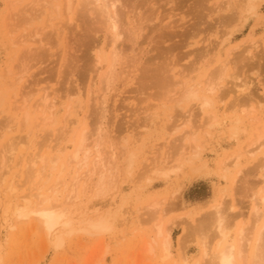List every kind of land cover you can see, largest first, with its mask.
Wrapping results in <instances>:
<instances>
[{
  "label": "rangeland",
  "instance_id": "rangeland-1",
  "mask_svg": "<svg viewBox=\"0 0 264 264\" xmlns=\"http://www.w3.org/2000/svg\"><path fill=\"white\" fill-rule=\"evenodd\" d=\"M121 1L114 45L81 0H0V264H202L231 244L236 264H251L255 209L264 216V0ZM98 130L113 154L96 167L101 184L71 159ZM42 157L52 174L36 184ZM45 196L70 226L48 233L18 216L15 205Z\"/></svg>",
  "mask_w": 264,
  "mask_h": 264
},
{
  "label": "bare ground",
  "instance_id": "bare-ground-1",
  "mask_svg": "<svg viewBox=\"0 0 264 264\" xmlns=\"http://www.w3.org/2000/svg\"><path fill=\"white\" fill-rule=\"evenodd\" d=\"M245 1V0H244ZM246 1H251V0H246ZM124 2V1H123ZM67 3H68V10H71V7H72V0H67ZM156 5V4H155ZM118 7H123V5H122V1L121 0H81V10L83 11V13H84V15H90V14H96V17H98L99 19H100V22L102 23V25H104V27L106 28V30H108V31H111L112 33H113V38H116V39H114L115 41H114V45L116 44V40H118L119 38H120V36H121V33H120V31H119V12H118ZM121 15V14H120ZM92 17V16H91ZM232 18H235V16H233ZM114 52V51H113ZM99 54H100V52H98L97 53V56L96 57H98L99 56ZM112 57H111V59H112V62H111V65L109 66V70L107 71V73H106V76H105V78H110V77H112V75L114 74V70H115V63H116V57L118 56L117 55V53H116V51L114 52V53H112ZM104 57V56H103ZM102 55H101V57L99 56L98 57V59L96 60L97 62H98V64L100 65V63L102 62ZM103 61H104V59H103ZM228 62V61H227ZM226 64V63H225ZM224 67V66H223ZM222 67V68H223ZM217 68V67H216ZM162 70H163V68H161ZM218 69H219V67H218ZM217 69V70H218ZM214 70V69H213ZM219 72H214L215 74H217L216 76L218 77V79H220V77L222 78L223 76V73L224 72H221V69L220 70H218ZM224 71V70H223ZM161 72V71H160ZM162 73H163V71H162ZM162 73H160V74H162ZM213 73V74H214ZM219 73V74H218ZM212 74V75H213ZM214 74V75H215ZM211 75V76H212ZM214 75L212 76L213 78H214ZM162 76V75H161ZM184 76V75H183ZM210 76V79L208 80V78H207V80L209 81V86H211V87H209L207 84V86H208V88H207V90L209 91L210 89L212 90V89H215V87H216V85H215V82L213 81V78ZM216 76H215V78H216ZM225 76V75H224ZM163 77V76H162ZM214 78V79H215ZM224 78V77H223ZM222 78V79H223ZM162 79V78H161ZM160 79V80H161ZM164 79V78H163ZM163 79H162V81H163ZM106 80V79H105ZM159 80V81H160ZM110 81H111V79H110ZM158 81V82H159ZM106 82H108L109 83V79L106 81ZM185 83V82H184ZM184 83H182V85H184ZM218 83V82H217ZM187 84V83H186ZM186 84L184 85V86H186ZM200 85V84H199ZM215 85V86H214ZM192 86V85H191ZM190 86V88L189 89H187L186 90V87H185V89H184V87L181 89V90H184V91H182L183 93L185 92L186 93V95L188 96V98H190V96H192L193 98H194V96H196V92H197V89L195 90L193 87H191ZM206 86V87H207ZM205 87V88H206ZM210 88V89H209ZM213 92V91H212ZM206 93H207V91H206ZM211 93V92H210ZM185 95V94H184ZM199 95V94H198ZM199 97V96H198ZM46 98V99H45ZM197 98V97H196ZM204 98H206V97H203L202 98V100L204 99ZM44 101H46L47 102V100H48V96L47 97H44ZM197 99H199V98H197ZM208 100V99H207ZM207 100H203V101H207ZM207 102H209V101H207ZM206 102V103H207ZM211 102V101H210ZM205 102L204 103H202V104H200V105H202L201 106V108L203 107V105L205 106V104H206ZM212 103V102H211ZM213 104V103H212ZM206 107L207 106H205V109H206ZM203 109V108H202ZM204 110V109H203ZM211 115V114H210ZM210 117H212V119L214 118L213 117V115L212 116H208V118H210ZM212 119H211V121H212ZM206 121H208V120H206ZM210 122V121H209ZM208 122V123H209ZM207 123V124H208ZM188 132V131H187ZM191 133H192V131H191ZM87 131H84V132H82V134H81V136H80V139H79V145H78V147H77V149H76V152H75V154L71 157V159L72 160H74V162L75 163H77L78 165H79V170H82V169H85V168H87V171L89 172V175H93L96 171H100V173H101V181H100V184H101V182H103V179H104V177L106 176V172H102L100 169L99 170H97V165L99 164V163H104V165H106V164H110L112 161L110 160V156L112 157L113 156V154L110 152V150H109V152L111 153L110 154V156H107V157H105V156H102V154H101V152H100V140H99V142L98 141H96L95 139H94V136L95 135H99V134H101L100 132H99V130L98 131H93L89 136H90V138H92L93 137V141L90 143V144H88L87 143V141H88V137H87ZM193 135H195L194 133H192ZM191 134V135H192ZM99 137H100V135H99ZM103 137V136H102ZM100 139V138H99ZM197 140V139H196ZM16 143V142H15ZM102 144H104L103 142H102ZM254 143H252L251 145H253ZM11 146H10V148H11V151H15V149L17 148V146L15 147L14 146V143L12 142L11 144H10ZM64 147V146H63ZM104 147V146H103ZM96 149L95 151H94V153L96 154V155H92V149ZM102 149V151H103V148H101ZM64 151V150H63ZM127 151V150H126ZM82 153L84 154V156L82 157ZM93 153V154H94ZM106 153V152H105ZM107 153H108V151H107ZM57 156V155H56ZM92 156H94V158L92 157ZM55 157V156H54ZM92 158V159H91ZM113 158V157H112ZM35 159V158H34ZM32 160L31 162H32V167L33 168H35V164H36V159L35 160ZM41 159V158H40ZM61 159V157L60 156H57V157H55V159H52V162H54V164H52V167H50V170L52 171V170H56V168H57V162H59V160ZM111 161V162H110ZM45 162H47V159H45V157H42V163H43V165L41 166V169L39 168V169H36L35 170V175H33V176H35L33 179L36 181V184L38 183V181H39V183H40V181L42 182V177H44V175H46L45 173H47V168L49 167V166H47L46 165V163ZM89 164H91L92 165V167L91 168H89L88 169V166H89ZM4 165H6L5 164V162H4V164H3V166ZM69 165V164H68ZM59 167H62V166H59ZM70 167V166H69ZM60 169V168H59ZM103 170V169H102ZM61 171H62V169H61ZM86 171V170H85ZM104 171V170H103ZM49 172V171H48ZM60 172V171H59ZM77 172H80V171H77ZM33 173V172H32ZM87 173V172H86ZM48 174V176L50 177L51 176V174L52 173H47ZM60 174V173H59ZM81 174H84L83 176H87V175H85V172L84 173H81ZM79 175V174H78ZM91 175V176H92ZM47 176V175H46ZM80 177V176H79ZM75 178H77L78 179V177H75ZM113 178V177H112ZM89 179V178H88ZM30 180H31V178H30ZM47 180V179H46ZM45 180V181H46ZM59 182V181H58ZM104 184V183H103ZM102 184V185H103ZM57 185V184H56ZM72 186V185H71ZM264 186V185H263ZM104 187V186H103ZM101 188V187H100ZM73 190V189H72ZM101 190H103L102 188H101ZM44 194V193H43ZM38 196V195H37ZM40 196L42 197V194H40ZM47 196V195H46ZM44 197V198H41V202L38 204V206L37 207H34V206H31L30 204V202L31 201H29V200H27V201H25V205L24 206H20V205H18V206H16L15 205V208H16V212H17V214H18V216H20V217H24V218H27L30 214H35L36 216H38V218L41 220V222H42V225H44V227H45V229H46V231L48 232V233H51L52 232V230L56 227V226H58L59 224H61V223H64L65 225H68V226H70L71 225V223L72 222H70V220H69V217L67 216V210H66V207L65 208H62V206H61V204L63 203H61V204H59V207H57L56 205L55 206H53V205H50L49 203H48V198L47 197ZM30 197V196H29ZM32 197V196H31ZM39 197V196H38ZM33 198V197H32ZM261 199H262V202L264 203V195L261 197ZM30 203V204H29ZM20 204H22L21 202H20ZM53 204V203H52ZM23 205V204H22ZM222 205V204H221ZM61 206V207H60ZM220 206V205H219ZM215 207V206H214ZM221 207V206H220ZM68 208V207H67ZM219 208V207H218ZM223 212V211H222ZM215 215L214 216H212L211 215V217L210 218H213V222H211V223H215V225L213 226V227H215L216 226V230H218V236H220L221 235V239H224V237H225V232H224V227H223V220H222V217L220 216V214H219V210L217 209V211H216V213H214ZM223 214V213H222ZM263 215L260 213V209L259 208H256L255 209V212H254V217H253V224H252V229L253 230H256V231H258L257 232V235L256 236H254V237H256V239H255V241H256V243H255V246L253 245V249L251 250V257H249V259H250V263L251 264H264V254H260L261 253V249H260V247H261V245H263L262 244V242L264 241V216L262 217ZM263 218V225H261L260 226V228H259V222H260V220ZM100 221V220H99ZM105 222V221H104ZM250 223H252V222H250ZM105 224H106V222H105ZM91 225L94 227V228H96V229H103L105 226H104V223H103V220H102V222L100 221V222H94V223H91ZM215 229H214V231H215ZM55 230H57L56 228H55ZM98 231V230H97ZM252 232V231H251ZM160 233V232H159ZM254 233H255V231H254ZM188 234V233H187ZM160 235V234H159ZM186 235V234H185ZM184 235V236H185ZM255 235V234H254ZM186 237V236H185ZM187 237H188V235H187ZM242 239H244L243 237H242ZM221 241H223V240H221ZM220 244H221V242H218V246H220ZM223 246V245H222ZM162 247V246H161ZM170 247H171V240H170V235L163 241V249H164V256H163V259H166V258H168L169 257V249H170ZM208 252H210V251H208ZM208 252L207 251H205V258L206 257H208V258H206L205 259V261H204V263H202V264H236L237 262H236V246H235V244H231V245H226V246H224L223 248H216V250H213V252L209 255L208 254ZM264 252V251H263ZM238 257V256H237ZM239 258V257H238ZM184 261H186V259L184 260ZM183 264H188L187 262L186 263H183ZM197 264V263H196ZM199 264V263H198ZM201 264V263H200Z\"/></svg>",
  "mask_w": 264,
  "mask_h": 264
}]
</instances>
